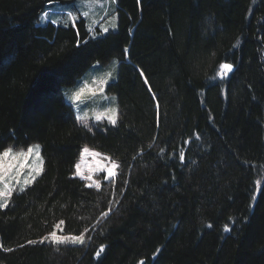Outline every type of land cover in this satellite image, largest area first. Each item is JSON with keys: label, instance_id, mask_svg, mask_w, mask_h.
<instances>
[{"label": "trees", "instance_id": "trees-1", "mask_svg": "<svg viewBox=\"0 0 264 264\" xmlns=\"http://www.w3.org/2000/svg\"><path fill=\"white\" fill-rule=\"evenodd\" d=\"M73 1L0 0V151L43 158L0 207V264H264V0H117L95 38L41 21ZM112 59L117 124L89 132L66 98ZM85 145L120 165L99 188L75 175ZM61 220L83 244L41 242Z\"/></svg>", "mask_w": 264, "mask_h": 264}, {"label": "rangeland", "instance_id": "rangeland-1", "mask_svg": "<svg viewBox=\"0 0 264 264\" xmlns=\"http://www.w3.org/2000/svg\"><path fill=\"white\" fill-rule=\"evenodd\" d=\"M117 4H113L111 0H101L100 3H81V0H76L73 1L69 4H58L54 3L51 4L47 9L46 13L42 16L41 21H53L55 20L56 23H61L64 24L65 20L67 18L68 12L72 11L73 12V17H75V20H78L79 18L84 19L87 23V28L90 33V36L95 38L100 35H104L108 33L109 31H116L118 27V14H117ZM88 12V16H84V12ZM115 16L116 20L115 23L117 24V27L115 29L111 28V23L113 22L112 17ZM70 23L73 21L69 20ZM107 27L109 28L108 32H104L103 29ZM113 61L116 63L113 64ZM119 66V61L116 59H112L109 63L107 64H94L91 66V69L85 73L81 78L78 79L77 85L75 87V90H77L79 87H82L85 82H88L91 84L93 80L99 79L100 77L104 76L105 73L112 71L113 68H115V72L113 74V78L109 80L108 84L105 86V92L103 95H96L94 97H89L83 101V103H76L74 104L71 99V93L75 90H71V93L69 95V98L67 97L66 99L71 103L70 105L73 107L75 117L77 122L85 126L84 120L80 119V117L84 116V113H88L87 117V127L86 128H94L97 125H99L100 122L107 121L109 122L106 118H104L101 121H96L95 120V113H99L104 111L106 108L109 107H116L117 112H118V107H117V100L115 101L112 100V97L115 96L114 94H111L107 91L108 85L115 81L116 79V74ZM231 73V72H230ZM230 73L227 75H223L220 69V65L218 67V71L215 76V80L224 82L227 80V78L230 76ZM116 97V96H115ZM119 115V112H118ZM118 120V119H117ZM34 145V144H31ZM84 147V146H83ZM83 147L80 150L79 153V158L76 162V164H80L81 167V172L83 173V176H78L80 179L84 180L87 185L95 186V181H100V184L103 181H109L113 178L106 179L105 177L108 176V173L106 171L107 167H111V160L113 159H106L105 157H109L104 153H101L99 157H92L91 155H86L84 156L83 159H81V153L83 151ZM89 147V146H88ZM14 151H19L21 150L20 148L13 147ZM90 150L92 151H97L91 147H89ZM26 151L27 148H24ZM41 151V149H40ZM99 152V151H97ZM99 161V164H98ZM28 163L31 164L33 167L40 166V161L35 158V154H33L32 157L29 158ZM117 163V162H116ZM43 166V165H42ZM100 166L104 167V170H98ZM28 168H25L23 174L21 175V183L20 184H14L13 185V191H19L22 187L25 188L26 186L23 184V180L28 178ZM116 172L117 169H114ZM75 173H76V165H75ZM91 176V180L84 179V176ZM39 176V175H38ZM36 176V178L38 177ZM28 186V185H27ZM2 187V186H0ZM11 193V194H12ZM10 196L7 198L9 201ZM0 203H3V200L0 199ZM57 231V235H60ZM49 239L51 240V237L49 236Z\"/></svg>", "mask_w": 264, "mask_h": 264}, {"label": "snow or ice", "instance_id": "snow-or-ice-1", "mask_svg": "<svg viewBox=\"0 0 264 264\" xmlns=\"http://www.w3.org/2000/svg\"><path fill=\"white\" fill-rule=\"evenodd\" d=\"M101 0H81V3H100ZM113 4L117 2V0H111ZM137 4L139 5L141 0H136ZM84 16H88L89 13L86 11L83 13ZM69 20L75 22V17H73V12L69 11L67 18L65 20V23H67ZM113 22L111 23V28L115 29L117 27V24L115 23L116 17H112ZM52 23H56L55 20L52 21ZM104 32H108L109 28L105 27L103 29ZM127 49H124V53H127ZM116 62L113 61V64ZM220 69L223 75H227L228 73L232 72L234 70V64L233 63H222L220 64ZM115 72V68H113L112 71H109L105 73L104 76L100 77L99 79L93 80L91 84L88 82H85L82 87H79L77 90L73 91L71 93L70 99L71 101L76 103H83V101L89 97H94L96 95H103L105 92V86L108 84L109 80L113 78V74ZM141 75H144V73L141 71ZM145 83H148L147 80H145ZM116 97L113 96L112 100L115 101ZM95 120L101 121L104 118H106L111 125L117 124L118 119V112L116 107H109L106 108L104 111L95 113ZM87 117L88 113H84L83 117H80V119L84 120L85 126L87 127ZM88 131L91 132L92 129L88 128ZM41 146L39 144L30 145L27 147V150L21 149L19 151H14L12 146L5 147L2 151H0V199L3 200V203H0V207H6L8 204V197L11 195L13 191V185L14 184H20L21 183V175L23 174L25 168H28V178L23 180V184L25 186L32 184L36 180V176L40 175L42 172V165H43V158L41 156ZM35 154V158L40 161V166L33 167L31 164L28 163V160L30 157ZM86 155H91L92 157H99L101 155L100 152L92 151L89 149L87 145L83 147V151L81 153V159L84 158ZM106 159H110V157H105ZM180 158L183 159L184 155L183 153L180 154ZM99 164V161H98ZM120 165L116 163L115 160H111V167H107L106 171L108 173V176L105 177L106 179L115 177L118 173L114 171V169H119ZM98 170L103 171L104 167L100 166ZM76 175L83 176V173L81 172L80 164H76ZM84 179L91 180V176H84ZM96 187L99 188L100 181L94 182ZM91 187V185H89ZM21 191H24V188L22 187L20 189ZM111 212V209L109 208L107 211H104L101 213L102 217H107ZM65 222L63 220L59 221L56 225H54V228L59 230L60 226L63 225ZM225 230H228L227 228ZM88 229L86 228L84 232H87ZM84 232H82L80 235H66V236H59L57 235V231L54 230L51 233H49L48 236H45L42 238L41 242L44 240L49 239V236L51 237V240L53 243L56 244H62V243H79L83 244L85 241V235ZM28 243H36V241H29ZM5 251H12L10 248H6ZM103 251V248L100 249L96 253L97 256L101 254ZM140 264H144L143 261L140 262Z\"/></svg>", "mask_w": 264, "mask_h": 264}, {"label": "water", "instance_id": "water-1", "mask_svg": "<svg viewBox=\"0 0 264 264\" xmlns=\"http://www.w3.org/2000/svg\"><path fill=\"white\" fill-rule=\"evenodd\" d=\"M234 71V70H233Z\"/></svg>", "mask_w": 264, "mask_h": 264}]
</instances>
